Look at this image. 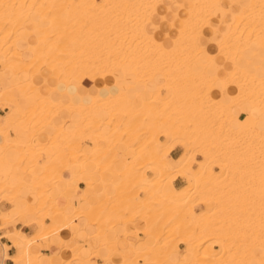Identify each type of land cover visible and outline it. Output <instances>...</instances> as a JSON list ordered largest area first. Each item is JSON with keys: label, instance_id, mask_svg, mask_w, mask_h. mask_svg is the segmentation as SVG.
I'll return each mask as SVG.
<instances>
[{"label": "bare ground", "instance_id": "6f19581e", "mask_svg": "<svg viewBox=\"0 0 264 264\" xmlns=\"http://www.w3.org/2000/svg\"><path fill=\"white\" fill-rule=\"evenodd\" d=\"M178 1L181 25L171 24L165 44L147 24L167 0H0V109L5 111L0 195L12 192L6 199L10 208L0 211V229L5 228L0 239L15 247L13 264H42L35 249L53 244L70 254L62 264H89L84 240L74 229L80 217L97 229L85 235L100 242L91 258L104 249L106 261L119 255L116 264H165L172 253L185 252L191 255L186 264H261L264 239L244 258L237 244L243 236L233 226L241 201L236 164L245 162L240 148L250 130L253 147L250 138L245 142L253 150V210L264 226V0ZM225 67L217 98L216 80ZM128 70L134 79L129 89L142 87L135 96L127 90L98 93L126 80ZM70 85L84 86L92 103L63 102ZM61 111L81 119L72 129L54 126ZM98 111L106 117L98 118ZM119 143L125 151L117 150ZM175 148L181 152L173 159ZM10 150L16 152L13 161L6 157ZM88 161L95 162L102 187L104 173L114 178L115 191L107 195L103 189L104 199L91 204L93 183L86 180L84 205L73 204ZM226 168L232 171L222 177L230 187L225 205L234 214L227 212V226L217 229L205 211L196 210L203 206L209 212L215 190L204 182L218 179ZM64 171L72 176L63 179ZM178 177L187 185L176 188ZM26 178L31 184L22 195ZM19 218L23 227H36L32 236L15 227ZM138 220L145 227L130 229ZM117 227L131 257L118 250L116 239L106 238L105 231ZM144 238H152L153 245L140 250L136 244ZM59 258L49 256L47 264Z\"/></svg>", "mask_w": 264, "mask_h": 264}, {"label": "rangeland", "instance_id": "374dc122", "mask_svg": "<svg viewBox=\"0 0 264 264\" xmlns=\"http://www.w3.org/2000/svg\"><path fill=\"white\" fill-rule=\"evenodd\" d=\"M210 71L211 72H214L215 71V68H211L210 69ZM7 74H10L11 73V70L9 71H5ZM130 71L128 70L127 72H125V75H126V80H122L121 82H120V84L118 85V86H111V89L109 88V89H100V91L98 92L101 96H104V97H106V96H108V95H114V94H116V93H118L120 90H127L128 88H129V86L128 85H131V84H133L134 82H133V76L129 73ZM128 73H129V75H128ZM45 74L49 77H51L52 75H51V73L50 72H47V71H45ZM49 74V75H48ZM120 74V75H119ZM119 75V76H118ZM124 74H121V73H117L116 74V76L117 77H122ZM226 76V72L225 71H221L220 73H219V78H218V80H216V87L218 88V89H216V96H217V98H219L220 96H221V94H220V89H221V87H223V85H224V77ZM132 78V79H131ZM97 80V79H96ZM131 83H130V82ZM126 82V83H125ZM133 82V83H132ZM123 84V85H122ZM138 87H139V84L137 85ZM71 87V88H70ZM82 88H85L84 86H81ZM117 88V89H116ZM70 89L72 90V91H70ZM104 90V91H103ZM235 90V89H234ZM41 91H44L43 89L41 90ZM68 96L65 98H63L62 97V101L63 102H72V103H83V104H86V105H88V104H90V103H92V97H91V95H88L87 93H86V90H84V91H82L81 93H79V91L77 90V94L76 95H74V91H73V89H72V86L70 85L69 87H68ZM129 91V90H128ZM111 92H114V93H111ZM235 92V91H234ZM104 94V95H103ZM162 94H164V92L162 91ZM74 96L77 98V102H75L74 101ZM70 98V99H69ZM68 99H69V101H68ZM89 99V100H88ZM225 103H228L229 101L228 100H225L224 101ZM182 103V102H181ZM141 103L140 102H136V106H139ZM183 104V106H185V104L186 103H182ZM170 105V104H169ZM173 106L174 105H176V103H173L172 104ZM175 107V106H174ZM169 108H171V106L169 107ZM243 109H244V112L245 113H247V112H250L251 110V106L248 104V103H243ZM4 112L5 111H3L2 113L4 114ZM97 116H98V118H102V117H105L106 116V114H105V112L104 111H98L97 112ZM243 117L245 116V115H242ZM81 119V118H80ZM246 118H243V123H245L246 122ZM69 122V121H68ZM252 131L250 130L249 131V135H248V137L245 139V138H243V140L245 139L246 140V142H248V141H250L249 140V138L250 137H252V135L254 134V132H252ZM161 139H163L162 137H161ZM251 139V138H250ZM253 139V140H252ZM251 139V144L254 142V138H252ZM42 140V139H41ZM245 140L243 141V145L246 143L245 142ZM248 140V141H247ZM84 143H88V141H85ZM246 144H248V145H246ZM245 145L246 146H243V145H241V148L240 149H242V152L244 153V154H242L241 156H242V160L243 161H245V162H240L241 164H239L238 163V165L236 164V166H239V167H237L238 169H240L239 171H240V173H238L237 175V179H236V182L238 181L239 183H238V185L240 186V187H242L241 188V190L243 191H240L239 189H240V187L237 189L238 190V200L240 199L241 201H240V204L237 206V207H239V208H237L236 210H235V212H236V214L234 215V217H235V220H236V222H235V225L233 226L234 228L233 229H236V231H238L239 232V234L241 235V237L243 236V239L242 240H239L238 241V245L240 244V246H241V248L243 249V250H245L244 251V254H245V256H244V258H246V253H247V250H249L251 247L252 248H254V246H255V244L257 243V240H259V239H264V226H261V223H259V221H258V219L256 218V215H255V213H254V210H253V202H255V199L254 198H256V195H255V192H256V185L254 184L255 183V181H254V179L252 180V174L250 173V172H252V170H253V168H251V165L252 164H249V163H251V158H252V151H251V149H252V147H253V144H252V147L251 146H249V145H251L250 143H246ZM243 146V147H242ZM249 147V148H246V147ZM117 148L119 149V150H123V149H125V147H124V145L123 144H121V143H119L118 145H117ZM246 148V149H245ZM251 148V149H250ZM239 149V152L241 151ZM181 150V149H180ZM245 150H247V151H245ZM245 151V152H244ZM41 157L43 158V157H45V155H41ZM247 161V162H246ZM249 161V162H248ZM88 162H90V161H88ZM92 165H93V170H94V173L93 174H91V175H88L89 177H90V180H92L93 182H94V184H95V193H96V195H93V196H96L97 198V200H95V202L96 201H101V200H103V199H99V198H101L102 197V192H101V183H100V177H99V174H98V172H96V164H95V162H90ZM234 166H235V164H233ZM233 165H231V169H233ZM215 170H219V169H217V168H214ZM231 169H228V172H231L232 170ZM248 169V170H247ZM251 169V170H250ZM226 170V171H225ZM246 170V171H245ZM243 171V172H242ZM226 173V175H228L229 176V173L227 172V168L226 169H224V171H222V173L220 174L221 175V178L223 177V175H225V173ZM247 173V176H246V173ZM84 173V172H83ZM148 175H150V173H148ZM220 175L218 176L219 178L218 179H216V180H211L210 181V183H208L207 181H205V179H204V183H206V184H204V186L206 187L207 186V188H209V187H213V189L215 190V195L213 196L215 199H214V202H216V203H214L213 202V206L211 207V211L209 210V212H208V210L207 209H203V206H202V208L200 207V208H198L197 209V211L198 212H204L205 214H203L205 217H210V219H208V221H210L211 223H215V228L217 227V229L218 228H220V229H225V227L227 226V219H228V216H229V214L231 215V214H234V210L233 211H231L230 212V210H231V208L230 209H227V205H225V201L227 200V198H228V196H229V194H227V191L230 189V187H229V189L227 188V186L225 185V182H226V179H224V178H220ZM225 175V176H226ZM87 176V173H84L83 174V177L85 178ZM226 178H227V176H226ZM222 180V181H221ZM241 180V181H240ZM99 181V184L97 183ZM221 182V184H220V182ZM185 182V185H187L186 184V181H184ZM214 182H216V186L214 185L215 183ZM224 182V183H223ZM241 182V183H240ZM243 183V184H242ZM213 184V185H212ZM223 184H224V187H222L223 186ZM241 184V185H240ZM100 186V187H99ZM220 186V187H219ZM229 186V185H228ZM220 188H222V190L220 189ZM224 188H225V190H226V192H225V190H224ZM220 189V190H219ZM51 191H53V190H49V193H51ZM86 192H87V190H85ZM113 191V190H112ZM112 191L110 190L109 192L110 193H112ZM11 192V191H10ZM12 194V192L11 193H8V195L7 194H5V193H2L1 195H0V200H5L6 202H7V200H9V196ZM221 195V196H220ZM228 195V196H227ZM255 196V197H254ZM226 197V198H225ZM254 197V198H253ZM217 198V199H216ZM7 199V200H6ZM62 200V202H63V199H61ZM5 201H1L0 203H4ZM97 202V203H98ZM218 202V203H217ZM220 202V203H219ZM93 203H94V201H93ZM93 203H91V204H93ZM97 203H95V204H97ZM58 204V203H57ZM220 205V206H219ZM226 207V208H225ZM228 210V211H227ZM226 211V212H225ZM229 214H228V213ZM210 213H212V214H210ZM218 214H219V216H218ZM228 214V215H227ZM212 216V217H211ZM233 217V216H232ZM225 218V219H224ZM260 220V219H259ZM214 221V222H213ZM18 222H22V219L21 218H19V219H17L16 220V223H15V225H17L18 224ZM46 222H48L47 220H46ZM220 224V225H219ZM145 225L146 224H144V222H142V221H140V220H138V221H136V223L134 224V225H132L131 227H130V229H132V228H137V229H143L144 227H145ZM223 226V227H222ZM17 227V226H16ZM257 229L260 231H257ZM110 230H106L105 231V235L107 236L106 238L108 239V240H114V239H116L117 240V244L118 243H120V238H116V236L113 234L112 235V237H109V236H111V235H107V233L109 232ZM34 232V230H33V228H31V233H29V234H32ZM111 232V231H110ZM88 237V236H87ZM87 237H85V238H83V240H84V248H85V255L89 258L90 256H91V250L89 249V241H90V239H93V240H97L98 241V239L97 238H87ZM240 237V238H241ZM87 239H88V241H87ZM173 241V243H174V241L175 240H172ZM99 242V241H98ZM100 243V242H99ZM153 245V243H149V245ZM39 246V245H38ZM37 246V247H38ZM145 246L146 245H144V244H140L139 245V248H145ZM181 247L183 246V245H180ZM125 247V246H124ZM185 247V245L183 246V248ZM35 251H37L36 249H35ZM37 252H39V251H37ZM62 257L61 258H59V260L58 261H56L55 262V264H62V260L63 259H66V258H68L69 256H70V254L68 253V252H66V253H64L63 254V251H62ZM116 254H114V256H115ZM66 256H68V257H66ZM191 258V255H190V253H188V252H185V253H183L182 254V256L181 255H179L178 253L176 254V253H172L171 255H170V257H169V259L167 260V261H165L166 263L165 264H169V262H175V263H180V264H186L187 263V260H189ZM244 260V259H243ZM260 263L261 264H264V258H261L260 259Z\"/></svg>", "mask_w": 264, "mask_h": 264}, {"label": "crops", "instance_id": "0c3cea01", "mask_svg": "<svg viewBox=\"0 0 264 264\" xmlns=\"http://www.w3.org/2000/svg\"><path fill=\"white\" fill-rule=\"evenodd\" d=\"M185 3L187 5L191 4L189 2V0H185ZM179 9H180V6H179V1L178 0L177 1L176 0L175 1L167 0L166 3L160 4L158 6V8H157L158 11L155 14L153 20L150 23L147 24V28H148L147 30L152 31L155 34L157 39H159L162 42H164L165 44H167L166 42H168V37H169L168 33L170 34L172 32L171 24L173 23L174 27H177V26L181 25L182 16L178 17L176 15L178 13ZM157 26H159V27H157ZM32 41H34L33 38H32ZM228 70H229V68L225 67L222 71H225L226 74H227ZM3 75H4V73L0 72V77L3 76ZM109 85H111V83H109ZM137 85L138 84L135 85V88H130V89L128 88L127 89V94L130 95V96H135L137 91L142 88L140 86V84H139V87ZM42 89L44 91H47V87L46 86H42L41 90ZM72 89L74 91V95H75L77 90L79 91V93H81L84 90H87L86 88H82V87H79L78 89L74 87ZM90 91L92 93H95L96 92V88H92V89L90 88ZM74 101L77 102V98L75 96H74ZM2 112H3V110L0 109V116L3 115ZM105 117H103V118H105ZM103 118H100V119H103ZM79 120H80V116H77L75 113L74 114H70L67 111H61L59 116L54 119L53 125L54 126H60V125L63 124L68 129H72L73 128V123H75V121H79ZM105 131H108V129H106ZM51 132H52V129L49 127V128H47V131H46L45 134L47 135V134H49ZM41 139H45V136L42 135ZM2 143H3V137L0 135V153H1V145H2ZM117 150L119 152L125 151V149L119 150L118 148H117ZM10 151H8L6 153V157L9 160L13 161L16 158V156H15L16 152L12 151V150H10ZM180 152H181L180 148H175L171 152V157L173 159L177 158V156L180 154ZM86 170H87V172H85V173H87V176L84 178L83 177L84 173L81 174L82 179H81V181L78 184V187H79L78 191L72 197V203L73 204L84 205V200L81 197L85 193V190H86V185H85L84 182L86 180H90V177L88 175H91V174L94 173L93 165L91 163H87L86 164ZM37 171L39 172V170H37ZM74 172L75 173L79 172V168L75 167L74 168ZM71 176H72V174H70L68 171H64L62 173V178L63 179H69ZM26 179L29 180V178H26ZM26 179H25L24 187L21 189V194L22 195H26V191L29 188L28 186H29V184H31V181L30 180L27 181ZM113 180H114V178L110 174L104 173L103 174V181H104V185L103 186L104 187H102V185L99 184V181L97 182L101 186V189H102L101 190L102 197L99 198V199H103L104 198L103 189H104V192L107 195H111V194L114 193L115 188H114L113 183H112ZM90 181H92V180H90ZM92 183H93V188H92V193H90V201H91V203H93V201H94L93 204H95L98 201L95 202V200H97L96 199L97 197L93 196V195H96L95 194V184H94L93 181H92ZM174 185H175L176 188H180V187L185 185V182H184V180L182 178L178 177L174 181ZM110 189H111V191L113 190L112 193L109 192ZM1 201H5V200H0V202ZM57 203L58 204H62V200L61 199H57ZM62 206L66 207L67 203H63ZM8 208H10V204L7 203L6 201L4 203H0V211H3V210L8 209ZM76 222H77V226L78 227H75L74 229L77 231V233L80 235V237L82 239L85 238V235H93L97 231L96 226L91 224V223H89L88 220L83 218V217H80ZM15 227L19 228L20 230H22L27 236H32L34 234L35 230H36L35 229L36 227L34 225H29L27 227H23V225L21 223H18L17 225H15ZM31 228H33L34 232L32 234H29V233H31ZM4 231H5V228L0 229V237L2 236ZM110 231L107 233V235H111L109 237H112L113 234L116 237L120 236V243L117 244L118 250L122 251V254L125 255L126 257H131L132 253H130L131 251L129 250V247H127L128 244L121 238V235H120V234L123 233V229L121 227H117V228H115V230H110ZM67 237H70V234H67ZM0 242H1L0 243V264H13V262L10 260V257H12L13 255L16 254L15 247H12V246L8 245V239L5 238V237L1 238ZM150 242L153 243V239L152 238H150V239L149 238H144V239L138 240L136 245H138L137 246L138 249L142 250L144 248H139V245L140 244H144V245L147 246V245H149ZM183 246L182 247L180 246L181 250L183 249ZM98 247H99V242L97 240L90 239V241H89V249L90 250L97 249ZM36 250L41 252L40 261H41L42 264H47L48 263L49 256H52V255L55 256L56 255L58 257H62V255H61L62 254V249L57 244H53L50 248H47L46 245H40V246H38L36 248ZM104 252L106 253V251H104V249H100L98 257L97 256H92V258H91V256H90L89 257V264H116V263H118L121 260V258L119 259V255L116 254L115 256H113V258L111 260L106 261V260L103 259V256H102V255L105 254ZM4 254H6V255H4ZM63 254H64V252H63ZM178 264H180V263H178Z\"/></svg>", "mask_w": 264, "mask_h": 264}]
</instances>
